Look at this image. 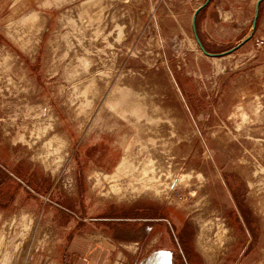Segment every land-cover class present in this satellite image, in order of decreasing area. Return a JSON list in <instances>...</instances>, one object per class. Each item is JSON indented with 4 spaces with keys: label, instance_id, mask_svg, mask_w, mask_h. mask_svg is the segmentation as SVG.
<instances>
[{
    "label": "rangeland",
    "instance_id": "obj_1",
    "mask_svg": "<svg viewBox=\"0 0 264 264\" xmlns=\"http://www.w3.org/2000/svg\"><path fill=\"white\" fill-rule=\"evenodd\" d=\"M206 1L0 0V164L30 158L40 189L2 221L0 264L48 257L92 208L169 214L206 264H264V12L212 58L192 27ZM220 1L196 21L212 54L256 13L223 23ZM87 132L117 142L109 173L76 167L66 134Z\"/></svg>",
    "mask_w": 264,
    "mask_h": 264
},
{
    "label": "crops",
    "instance_id": "obj_2",
    "mask_svg": "<svg viewBox=\"0 0 264 264\" xmlns=\"http://www.w3.org/2000/svg\"><path fill=\"white\" fill-rule=\"evenodd\" d=\"M249 2L253 3L256 11L258 0H221L216 6L219 20L223 23L235 21V16L242 13L241 7ZM213 7L214 4L208 10ZM260 12H264V1ZM201 16L202 12L197 16L198 22ZM102 133L92 137L87 132L84 136L75 137L76 140L66 134L69 143L78 144L76 167L79 172H87L88 178L96 171L109 173L119 160L117 142L108 133ZM1 161L4 163L0 164V232L2 221L12 206L16 208L22 201L33 207L35 197H40V189L33 180L37 173L33 160L2 158ZM94 165L97 167L92 169ZM78 204L81 205V202ZM83 205L89 204L85 202ZM37 208L41 211L40 207ZM118 210L117 213L116 208H108L101 216H94L92 208L91 214L80 219L78 229L70 230L64 240L58 235L60 240L53 242L56 247L51 249L48 257L45 258L43 250H40L29 264H206L189 222L181 224L165 213L149 218L148 210L142 208L134 210L136 218L128 217V210Z\"/></svg>",
    "mask_w": 264,
    "mask_h": 264
},
{
    "label": "water",
    "instance_id": "obj_3",
    "mask_svg": "<svg viewBox=\"0 0 264 264\" xmlns=\"http://www.w3.org/2000/svg\"><path fill=\"white\" fill-rule=\"evenodd\" d=\"M264 0H258L257 4H256V13H255V18H254V21H253V24H252V32L245 38L242 40L241 44L237 45L236 47L232 48L231 50L227 51V52H224V53H220V54H212V53H209L207 52V50L205 49L204 45L202 44L198 34H197V26H196V21H197V16L198 14L204 9L206 8L211 2L212 0H207L204 5L202 7H200L195 13H194V16H193V19H192V26H193V29H194V32H195V37H196V40H197V43L200 47V49L202 50V52L208 56V57H212V58H220L224 55H228L230 53H233L235 51H237L240 47H242L244 44H246L247 42H249L250 40H252L253 36H254V33L256 31V28H257V22H258V19H259V15H260V5L261 3L263 2Z\"/></svg>",
    "mask_w": 264,
    "mask_h": 264
},
{
    "label": "trees",
    "instance_id": "obj_4",
    "mask_svg": "<svg viewBox=\"0 0 264 264\" xmlns=\"http://www.w3.org/2000/svg\"><path fill=\"white\" fill-rule=\"evenodd\" d=\"M259 18H260V15H259ZM257 29V28H256ZM199 36V35H198ZM205 47V46H204ZM205 49L207 50V52L211 53L210 50L207 49V47H205Z\"/></svg>",
    "mask_w": 264,
    "mask_h": 264
}]
</instances>
